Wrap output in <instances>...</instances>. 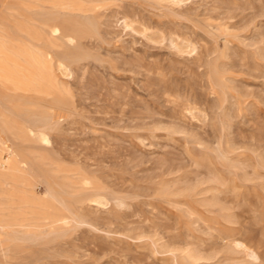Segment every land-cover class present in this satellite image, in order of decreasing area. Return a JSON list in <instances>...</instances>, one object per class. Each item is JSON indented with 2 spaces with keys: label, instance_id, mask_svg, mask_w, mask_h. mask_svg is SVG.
Instances as JSON below:
<instances>
[{
  "label": "rangeland",
  "instance_id": "rangeland-1",
  "mask_svg": "<svg viewBox=\"0 0 264 264\" xmlns=\"http://www.w3.org/2000/svg\"><path fill=\"white\" fill-rule=\"evenodd\" d=\"M3 38L50 72L0 77L3 264H264V0H0Z\"/></svg>",
  "mask_w": 264,
  "mask_h": 264
},
{
  "label": "bare ground",
  "instance_id": "bare-ground-1",
  "mask_svg": "<svg viewBox=\"0 0 264 264\" xmlns=\"http://www.w3.org/2000/svg\"><path fill=\"white\" fill-rule=\"evenodd\" d=\"M54 25H56V24H54ZM30 27H32V26H30ZM20 29H21V27H20ZM28 31H30V30H28ZM54 31H58V29L55 28ZM58 33L60 34V32H58ZM24 36H25L24 38H26V35H24ZM20 38H22V37H20ZM4 39L5 38L0 40V77L4 76L6 74V72L8 71L9 67L12 66L14 70L21 73L22 82L29 83V84H35V85H42V83L46 84L50 79L49 62L47 61V59L45 58L44 60L41 61L38 57L34 56V53L31 50H29L28 48L22 47L18 42L11 41L9 39H5V40ZM12 105H14V104H12ZM0 108H2V107H0ZM10 116L3 111H2V113H0V139H2L4 137V136H2V133L4 134L3 130L5 128L13 130V129L20 127L17 125V123ZM19 134H20V132L18 133V135ZM44 137H46V136L44 135ZM11 149L12 148L8 147L7 145L0 147V196L3 193L2 186L4 187V185L7 182L10 183V181H12L15 178V171L18 168V165L20 163V161L18 160L16 155L13 153V150H11ZM3 154L6 156H4ZM6 185H8V184H6ZM5 195H7V192ZM3 205L4 204H2V206ZM55 213H57V212H55ZM1 227H2V224L0 223V228ZM10 258H11V256H10ZM0 264H3L1 259H0Z\"/></svg>",
  "mask_w": 264,
  "mask_h": 264
}]
</instances>
